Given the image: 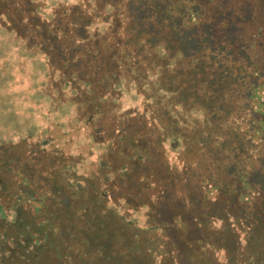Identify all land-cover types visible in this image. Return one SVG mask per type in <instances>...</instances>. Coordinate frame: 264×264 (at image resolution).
<instances>
[{
	"label": "rangeland",
	"instance_id": "obj_1",
	"mask_svg": "<svg viewBox=\"0 0 264 264\" xmlns=\"http://www.w3.org/2000/svg\"><path fill=\"white\" fill-rule=\"evenodd\" d=\"M106 1L0 0V125H9V128L19 130L21 127L33 126L38 121L35 127L40 128L42 122V130H50L42 135L34 134L24 138L25 135L4 133L0 129V136L7 144L13 142L11 147L15 148L7 147L12 152L15 149L16 153L23 151L24 162L31 161L35 149H40L36 146L39 145L38 140L40 145L45 140L42 146L54 152L56 163L60 160L80 167L76 175L71 173L70 178L74 182L80 180L87 185L96 176L101 190L110 189L114 191L112 196H118V199L122 197L119 208L124 210L130 207L128 201H125L130 195L128 191L135 189H129L125 183L132 180L124 174V167H129L131 161H124L120 155L125 150H131L136 141L140 140L144 154L148 151L147 146L154 144L153 147H157L163 139L162 147L155 148L160 150H157L156 156L163 153L170 165L174 166L180 164L177 157L183 143L181 141V146L175 148L171 140L180 130L194 127L192 130L202 131L203 139L208 143L225 141L229 135L251 124L256 116L248 105L242 84L213 56L205 53V42L198 39L196 29L182 28L181 18H175L171 13H145L143 0H134L136 5L133 0H128L120 6L119 0ZM208 1L213 22L221 18V12H227L238 36L240 30L244 38L247 36L248 39H251V35L261 34L259 40L264 45V22L260 19L253 21L256 16L251 18L253 9L248 6L249 3L255 4L257 11V8L263 7V0ZM221 2L227 6H222ZM242 6L250 9L241 10ZM217 11L221 12L217 14ZM9 15L18 19V22H9ZM163 20L168 21L169 25L163 24ZM244 20H247V24L241 29ZM151 22H158L160 26L146 29L145 26ZM57 26L60 29L55 32ZM116 27L117 33H110ZM39 32H48L49 35L55 32L57 38L49 46L46 43L40 45ZM22 36H27V39L23 40ZM231 44L228 43L231 52L229 56L233 55ZM257 57L260 65L261 61L263 65L264 55L259 53ZM252 69L257 68L252 66ZM69 76L86 83L76 82L73 92L76 89L77 94L74 98L61 101L62 95L51 81L59 80L61 86ZM66 84L61 89H66L63 96L69 98ZM17 88L22 91H17ZM41 93L45 94L44 97ZM72 100L79 103L85 100L100 101V109L94 116L96 119L92 122L82 119ZM86 106L89 112L95 111L96 105ZM54 107L58 108L59 113ZM29 109L36 117L30 114L28 118ZM50 110L51 115L47 114ZM60 112L66 113V116ZM184 133L188 134L186 131ZM118 135L125 136L122 143L117 142ZM122 144L127 148H117ZM108 149L112 150V156L106 154ZM57 152H63L65 157L59 158ZM257 153L258 156L263 154L262 149ZM9 155L2 151L0 156L3 158ZM258 160L259 169L264 174V160L260 157ZM108 162L112 164L109 163L110 166L105 169L110 178V183L106 184L102 173H105L103 165ZM233 163L231 161L229 165ZM149 164L150 170H157L155 160ZM135 167L131 174L137 180L142 176L138 174L141 165ZM230 168L227 169L232 173ZM150 178V184L155 181L154 186L167 184L158 177ZM143 180H137L140 191L148 188L147 180ZM260 185L264 187V180L260 179ZM246 187L243 185L238 189L229 186L220 192L222 195L235 196V192L239 194ZM216 188L214 185L207 191L210 196L218 194ZM88 191L86 188L85 192ZM1 201L9 219H0V251L7 250L11 240H16L18 246L22 240L24 244L30 245L27 240L31 238L25 237V231L24 234L22 231L16 232V228H20L14 222L19 217H13L16 203L12 198L5 202L2 197ZM151 208L148 205L141 209L147 223ZM242 209L245 215L242 216L240 229L235 228L229 236L226 235L230 241L225 254L237 253L239 245L244 247L240 251L250 256L254 249H258L261 264H264V199L250 202L242 206ZM247 211L251 214L255 211L260 215L262 213L261 224L253 229L250 237L248 225L245 223L242 227L246 222L244 217ZM147 235L144 240L150 246L148 240L153 239H147ZM160 235L165 238V232ZM247 240L250 242L248 250ZM9 248L13 249L10 245ZM225 254L220 253L221 262L227 260ZM201 255L203 253L194 255L197 261ZM242 260L247 261L248 258L244 256Z\"/></svg>",
	"mask_w": 264,
	"mask_h": 264
},
{
	"label": "trees",
	"instance_id": "obj_2",
	"mask_svg": "<svg viewBox=\"0 0 264 264\" xmlns=\"http://www.w3.org/2000/svg\"><path fill=\"white\" fill-rule=\"evenodd\" d=\"M127 2L129 1H118L119 6ZM208 2V0H143L144 8L146 7L143 11L145 13L151 11L147 14L171 13L175 18H181L184 26L182 28L196 29L199 33L198 39L205 42V53L213 56L242 84L247 94L248 105L256 116L254 121L229 135L227 140L211 143L203 139L202 131L194 132L192 130L194 127L180 130L171 140L175 148L181 146V141L183 143L177 157L180 164L174 166L170 165L163 153L156 156L159 149L155 148L162 147L163 139L157 147H153L154 144L147 146L148 151L144 154L140 140L136 141L131 150L128 152L125 150L120 155L124 161H131L129 167H124V174L132 180L129 183L123 182L129 189L138 191V193L135 190L128 191L130 195L125 201H128L130 207L124 210L119 208L121 196L118 199V196H112L114 191L101 190L96 176L87 185L80 180L74 182L75 180L70 178L71 173L76 175L80 167L60 160H57V163L59 162L57 164L53 157L54 152L42 146L46 143L45 140L42 145L38 140L39 145L36 146L40 149H35L31 161L24 162L23 151L16 153L17 149H15L12 152L7 147L15 148L11 147L13 142L7 144L3 138L1 139V135L0 155L2 151L10 155L3 158L0 156V219H9L4 211L2 197L5 202H8V198H12L16 203L13 217H19L17 222L14 221L17 223L16 226L20 227L16 228V232L22 231L24 234L25 231L27 234L25 237L31 240H27L30 241V245L24 244L22 240L20 246L16 245V240H11L9 245L13 249L8 245L7 250L0 251V264L262 263L258 249H254L252 256L240 251L244 250L240 245L237 253L225 254V252L230 241L226 235L229 236L235 228L240 229L242 216L245 215L242 206H247L257 199L258 201L264 199V187L260 185V179L264 180V174L261 173L262 169H259L258 160L259 157L264 160V64L262 65L260 60V65L257 60L259 53L264 55V45L259 40L261 34L251 35V39L245 36V39L240 30L238 36L233 30L231 17L226 15L227 12L217 11V14L221 12L222 16L213 22L210 19L211 10L207 5ZM134 3L137 4L135 1ZM262 4L263 7L255 11L256 5L249 3L248 6L253 9L251 18L256 16L253 21L260 19L264 22V0ZM221 5L227 6L225 2H221ZM248 6H242L241 10L249 8ZM134 8L135 6L132 9ZM8 21L15 23L18 19L9 15ZM163 24L169 25L165 20ZM246 24L247 20H244L240 25L241 29ZM155 25L160 26V23L151 22L145 28ZM209 26L210 28L207 29ZM58 29L60 26L56 27L55 32ZM117 30L116 27L110 33L116 34ZM55 32L51 35L48 32H39L38 43L40 45L46 43L49 46V43L57 38ZM21 38L25 40L27 36ZM228 43H232V56H229L231 52ZM47 55L50 58V54ZM241 59L249 62H242ZM252 66L257 69L253 70ZM76 82L86 83L72 76L66 78L65 83L70 95L69 98L67 96L65 98L63 95L66 89H61L65 83L59 86V80L51 81L62 95L61 101L74 98L77 94L76 89L73 92ZM17 91L22 90L17 88ZM41 95L44 97L45 94L41 93ZM72 101L82 119L89 122L96 119L94 116L98 114L100 101L85 100L82 103ZM89 104L96 105L95 111L87 110L86 105ZM54 109L58 112V108L54 107ZM30 114H32L31 109L27 112L28 118ZM47 114L51 115V110L47 111ZM37 122L33 126L21 127L19 130L9 128V125L4 127L0 125V129L4 133L16 132L18 136L25 135L24 138L50 131L42 130L41 124H44L42 122L38 124L40 128L35 127ZM185 131L188 134L184 133ZM124 138L125 136L118 135L117 142L122 143ZM146 142L149 144L148 141ZM124 145L116 147L127 148ZM259 149H262L263 154L258 156ZM57 154L59 158L65 157L63 152ZM106 154L112 156V150L108 149ZM152 160L157 162L156 171L150 170L149 162ZM231 161L234 162L232 166L229 165ZM109 163L112 164L108 162L103 165L105 173L102 174L106 184L110 183L105 171L110 166ZM139 165L141 167L138 174L142 176L137 180L144 179L143 182L147 180L148 188L145 191L137 188L139 183L131 174L132 169L135 170V166ZM228 167H231L232 173L229 172ZM150 177H158L167 184L154 186L155 181L150 184L149 180H152ZM214 185L217 186L215 190L219 192L215 196H210L207 191ZM243 185L247 186L246 189L239 194L238 191L235 192V196L222 195L220 192L229 186L240 189ZM86 188L88 192H85ZM148 205L152 207L148 212L149 223L144 220L141 210ZM261 212L263 213L262 210ZM262 213L260 215L255 211L251 214L247 211L244 217L246 222L242 227L245 223L248 225L249 237L253 234V229L261 224ZM150 232L153 234L150 235ZM163 232L165 238L160 235ZM146 234H148L147 239L148 237L153 239L148 240L150 246L145 243ZM238 242L240 243L241 240ZM249 243L247 240V250L250 248ZM199 253L203 255L197 261L194 255ZM220 253L227 256L226 261L221 262ZM244 256L248 258V262L242 260Z\"/></svg>",
	"mask_w": 264,
	"mask_h": 264
}]
</instances>
